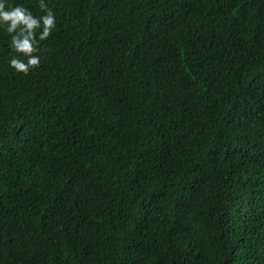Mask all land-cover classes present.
Listing matches in <instances>:
<instances>
[{
    "label": "trees",
    "instance_id": "16d2710c",
    "mask_svg": "<svg viewBox=\"0 0 264 264\" xmlns=\"http://www.w3.org/2000/svg\"><path fill=\"white\" fill-rule=\"evenodd\" d=\"M45 2L27 74L0 28V264H264V0Z\"/></svg>",
    "mask_w": 264,
    "mask_h": 264
},
{
    "label": "clouds",
    "instance_id": "9594fccd",
    "mask_svg": "<svg viewBox=\"0 0 264 264\" xmlns=\"http://www.w3.org/2000/svg\"><path fill=\"white\" fill-rule=\"evenodd\" d=\"M39 8L42 14L36 16L22 4L13 6L8 0H0V28L10 34V47L21 54L11 56L9 66L25 74L39 65L41 57L34 54L39 51V41L56 26L55 14L45 0H39Z\"/></svg>",
    "mask_w": 264,
    "mask_h": 264
}]
</instances>
